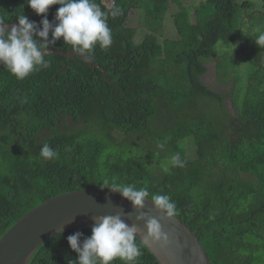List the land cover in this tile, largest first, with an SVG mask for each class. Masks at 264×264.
<instances>
[{
  "label": "trees",
  "instance_id": "1",
  "mask_svg": "<svg viewBox=\"0 0 264 264\" xmlns=\"http://www.w3.org/2000/svg\"><path fill=\"white\" fill-rule=\"evenodd\" d=\"M11 2L18 4L11 8ZM94 2L105 12L120 9L119 15L108 18L111 47H96L88 55L109 72V80L76 57L68 61L45 55L48 67L23 80L0 66V82L23 92L32 105L27 133L14 135L23 136L22 141L0 135V239L29 210L18 198L20 192L13 193L19 185L39 188L33 196L37 205L73 190L133 184L146 187L150 198L170 196L177 216L196 233L212 264H264V41L260 39L264 0ZM57 7L48 10L50 22ZM0 8L4 22L23 14L39 25L43 18L28 7L27 0H0ZM220 42L227 50L239 46L244 51L240 65L219 80L234 87L237 117L226 109L225 95L202 80L208 64L216 63L220 73ZM49 49L72 51L62 38ZM214 101L224 112L220 119L209 112ZM97 104L117 108L110 119L92 122L99 133L84 130L86 140L72 138L51 162L37 158L45 143L57 142V122L70 117L75 124L88 123ZM170 110L174 124L157 134L155 119ZM187 139L193 154L180 145ZM160 140H165L171 154L165 169L157 168L152 159L162 158L164 149L152 147ZM139 145L142 149L135 150ZM177 155L183 167L174 163ZM76 232L82 233L83 240L91 235V228L53 235L30 264L77 260L67 243ZM138 243L142 251L138 264H159Z\"/></svg>",
  "mask_w": 264,
  "mask_h": 264
},
{
  "label": "clouds",
  "instance_id": "2",
  "mask_svg": "<svg viewBox=\"0 0 264 264\" xmlns=\"http://www.w3.org/2000/svg\"><path fill=\"white\" fill-rule=\"evenodd\" d=\"M9 4L11 8H14L18 2ZM27 5L36 15L43 17L39 25L21 14L17 18L18 24L8 29L6 23L17 20L4 22L0 19V66L2 65L17 80H23L33 72L47 68L48 61L45 60L47 50L61 38L64 44L71 46L72 51L69 52L86 57H89L88 55L96 47L107 50L113 43L108 18L109 16L115 18L120 14L118 7H113L109 12H105L94 0H27ZM53 5L58 7L54 21L50 22L47 19V13ZM127 26L130 29L128 22ZM49 34H51V39ZM260 39L264 41V36ZM89 58L95 64L93 59ZM97 69L105 74L106 79H110L109 72L105 68L100 65V68ZM0 98H3L0 104L1 138L20 142L23 140V136L14 135L27 133L30 122L29 112H31L32 105L23 92L1 82ZM93 109L97 112H95V116L89 119L88 123L75 124L70 117L57 122L55 125L57 142H52L50 145L45 143L37 158L41 161L51 162L57 158L61 146L68 147L72 138L84 139L83 131L88 129L94 119H105L106 121L112 117L117 108L110 110L108 105L97 104L93 106ZM34 130L35 128H33ZM47 131L48 129L45 132ZM173 161L177 166L183 167V162L178 155L173 157ZM59 175L61 176L60 172ZM107 183L108 181H105V184ZM89 188H109L118 192L123 199L130 202L132 209L137 214L134 217L135 222L132 224L127 223L122 218L123 215H127L129 219H133L131 213L117 212L112 215L97 216L93 218L94 224L90 236L81 240L82 233L80 232L69 235L67 243L71 250L77 253V260L71 261V264H114L116 260H119L121 264H138V259L142 256L138 241H150L153 244H159L161 247L169 244V235L162 230L160 221L155 217L147 216L142 211L145 207V201H150L154 210L161 214L162 219L175 218L179 214L177 205L169 195L152 194L149 199L150 193L146 187L138 188L133 184L119 185L116 183L109 187H87L69 192H79ZM16 192H20L18 198L22 199L24 206L29 208L21 218L48 199L69 193L49 197L36 205L33 196L40 193L39 188L34 185L23 184L17 186L13 193ZM12 207L14 205L10 206V208ZM141 221L144 222L143 231L138 227V223Z\"/></svg>",
  "mask_w": 264,
  "mask_h": 264
},
{
  "label": "water",
  "instance_id": "3",
  "mask_svg": "<svg viewBox=\"0 0 264 264\" xmlns=\"http://www.w3.org/2000/svg\"><path fill=\"white\" fill-rule=\"evenodd\" d=\"M16 24L18 20L6 23V26L10 29ZM49 54L67 58L68 61L79 56L94 69L100 68V65L93 64L89 57L80 54L48 49L46 55ZM142 211L147 216L157 218L162 230L169 235V244L165 247L150 241H139L159 264H212L195 232L177 216L168 220L162 219L150 201H145ZM117 212L131 213L133 219H129L127 215H123L122 218L129 224L135 222L134 217L137 213L132 209L130 202L109 188H89L50 198L30 210L2 236L0 264H30L39 247L53 235L71 229L92 228L94 217ZM138 227L143 231L144 222H139Z\"/></svg>",
  "mask_w": 264,
  "mask_h": 264
},
{
  "label": "rangeland",
  "instance_id": "4",
  "mask_svg": "<svg viewBox=\"0 0 264 264\" xmlns=\"http://www.w3.org/2000/svg\"><path fill=\"white\" fill-rule=\"evenodd\" d=\"M134 19V18H132ZM239 50V51H237ZM218 53L221 54V56H219V61L221 64L220 67V73H218L217 71V67H216V63H211L208 64V72L207 74L202 78L203 82L205 85H207L209 88H212L213 90H216L218 92H221L222 94L225 95L226 97V101H225V106L226 109L229 110L231 112V114L235 117H237V112L234 108L233 105V101H232V95L234 90H232L233 85L229 82H224L221 83L219 82L220 78H227L229 77V72L228 69L232 68V67H236L238 65H240L241 61L243 60V53L244 51L242 50L241 47H237L236 50H227L226 44H224L223 42H220L218 44ZM219 63V62H218ZM237 69L235 70V74H236ZM239 76H242V73H238ZM242 81L246 80V77H243L241 79ZM175 90L178 91L179 88L175 87ZM180 100H176V103H179ZM215 106H217V102H213L212 105H209V112L211 114V117L220 119L219 117H221L222 114H224V112H220L218 111L219 107L216 108ZM93 121H97L96 119H94ZM92 121V122H93ZM91 122V124L89 125L88 129L85 130L86 133L91 132L96 130L99 133V129H98V125H95ZM174 114L172 112V110L166 112L165 117L164 116H158L155 119V124L153 126L155 132L157 134H164L166 132L167 128H170L171 124H174ZM169 135V134H168ZM161 138H165L164 136H160ZM93 138V137H90ZM84 139L86 140V136L84 135ZM158 141V140H157ZM191 141L189 139L185 140L184 142H182L180 145L184 146V148L187 151L194 152L193 147L191 146ZM148 146V144L146 143V147ZM152 147L153 148H162L164 149V153H162V158L161 160H157L156 158H152L155 162V166L157 168H167L168 164L171 161V154L169 151V148L166 146L165 140H160L158 143H152ZM135 150H141L142 149V145L137 146L136 148H134Z\"/></svg>",
  "mask_w": 264,
  "mask_h": 264
}]
</instances>
